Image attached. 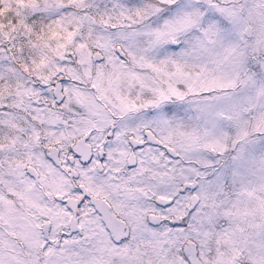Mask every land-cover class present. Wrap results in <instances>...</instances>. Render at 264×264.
<instances>
[{"label":"snow or ice","instance_id":"1","mask_svg":"<svg viewBox=\"0 0 264 264\" xmlns=\"http://www.w3.org/2000/svg\"><path fill=\"white\" fill-rule=\"evenodd\" d=\"M0 264H264V0H0Z\"/></svg>","mask_w":264,"mask_h":264}]
</instances>
